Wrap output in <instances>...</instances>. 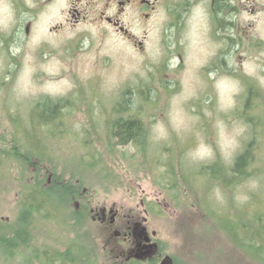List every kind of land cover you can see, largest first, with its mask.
Listing matches in <instances>:
<instances>
[{
  "label": "rangeland",
  "instance_id": "rangeland-1",
  "mask_svg": "<svg viewBox=\"0 0 264 264\" xmlns=\"http://www.w3.org/2000/svg\"><path fill=\"white\" fill-rule=\"evenodd\" d=\"M98 1L0 0V136L6 137H0V222L9 220L0 232V264H126L113 229L97 216L104 206L120 212L122 226L143 219L156 231L163 255L131 264H161L167 255L174 264H264L255 252L242 250L220 220L241 208L248 216L264 208V0H242L249 4L238 12L241 37L233 40L229 32L227 44L220 43L200 5L176 31L183 48L169 45L167 33L161 44V14L146 21L131 13L125 22L145 41L143 52L93 21L102 4ZM73 5L87 17L80 24L72 22ZM179 50L184 63L176 69ZM223 58L220 72L215 66ZM48 99L61 101L64 114L50 126L38 122L41 128L31 131L38 103ZM135 113L147 130L151 146L146 150L144 145L117 146L111 135L113 121ZM233 126L245 129L239 148L229 164L219 154L214 163L223 170L232 167L253 142L256 170L227 187L203 173V166L213 162L196 153L201 143L215 144L219 127L228 134ZM19 128L37 138L30 135L24 143L49 151L33 157L45 178L63 175L75 190L72 186L68 194L55 196L49 205L54 212L31 214L35 255L29 254V242L28 248H14L18 236L5 239L21 213L19 192L33 177L28 173L22 179L21 165L4 152L11 150L14 134L24 135ZM252 180L259 182L255 189L249 188ZM215 186L226 194L223 205L211 198ZM237 191L249 196L246 203L233 201ZM45 248L71 255L50 259Z\"/></svg>",
  "mask_w": 264,
  "mask_h": 264
},
{
  "label": "flooded vegetation",
  "instance_id": "flooded-vegetation-1",
  "mask_svg": "<svg viewBox=\"0 0 264 264\" xmlns=\"http://www.w3.org/2000/svg\"><path fill=\"white\" fill-rule=\"evenodd\" d=\"M92 1L94 2V0H87L86 3L90 4L92 3ZM51 2H53V0H47L46 3L50 4ZM97 3L102 4H100L101 7L99 9V15L95 16L93 21L98 23L100 27L104 28V32L107 33L108 30H112L115 33L121 35L125 42H127L131 46H134L135 48H138L140 52L145 51L147 45L145 41L139 40L137 38L130 24L125 22V18L131 13L139 15L146 21L152 20L158 13L161 14V18L164 19L162 25L163 32H160L162 33L160 36L161 44H165L164 33H167L169 45H173L171 43H175L178 47L183 48L182 46L184 45V42L181 40L182 38L180 37V35L179 37L181 39L176 37V31L182 30V25H186L187 20L190 19V16H192L195 12L197 5H200L202 14H205V16H207L206 19L209 21V23H211L212 25V23L214 22L215 31L220 38V43L227 44L229 39V32L232 33L231 37L233 38V40L241 37V35L239 34V27L241 25V22L237 21L238 12L241 10H245L247 8L246 6L249 4L245 3L242 0H99ZM70 12L73 16L72 22L74 24H80L84 19L87 18L83 15V11L77 5L71 6ZM235 12H237L236 16ZM233 15L234 18L232 17ZM31 27L32 21L27 22L25 30L27 34L30 33ZM235 29L237 30L235 31ZM235 42H237L238 44V41ZM77 52L78 51H76L74 54H77ZM221 52L224 56H226L225 53L227 54V50L223 49L221 50ZM175 57L176 60L174 61L176 62L175 67L177 69L184 63L182 50H179V53ZM222 61L223 62H221V64H217L215 66V69L220 72L224 70V58ZM63 114L64 113L62 112L56 114L48 113L44 114L43 116L47 119H52L53 117L59 118V116ZM35 115L40 116L42 114L35 113ZM50 179L51 178L49 176V182ZM77 206L80 207V203H77ZM91 212H94V208H91ZM97 216L102 225H104L109 230L113 229L112 234L117 239V241L114 242L115 247L120 250L121 253L119 256H121L126 264L147 263L151 261L154 262L163 255L161 252L160 244L155 236L156 231H150L149 227L146 225V220H126L122 226L120 224V212L112 206H104L100 208ZM3 223H9V220L4 221V218H2L0 222V232H2L5 228ZM11 228L12 229L10 230V237H7L5 239H10L15 236L14 230L16 228L14 226ZM32 229H35V226H28L25 228L24 238L22 237V235H18V239L20 238V242L18 241L14 248H24V246H27L28 248L29 245V248L31 250L29 254L35 255L36 246L32 245V241H35L36 235L34 234ZM26 234L29 235L27 240L29 242L28 245L24 244V241H22L27 238ZM21 241L23 243H21ZM154 243L158 244L157 252L151 256L140 258V255L146 254L151 250V247ZM44 251V255L50 256V259L52 258L51 256H54V254L52 252L50 253L47 248H45ZM173 262L175 263V261Z\"/></svg>",
  "mask_w": 264,
  "mask_h": 264
},
{
  "label": "trees",
  "instance_id": "trees-1",
  "mask_svg": "<svg viewBox=\"0 0 264 264\" xmlns=\"http://www.w3.org/2000/svg\"><path fill=\"white\" fill-rule=\"evenodd\" d=\"M53 103L54 101L50 99L38 103L37 110L35 109L34 113H39L42 115L38 116V119H32L31 124L33 126L30 129L31 131L33 129L37 130V128H41L37 126L38 122L41 123V121H44L50 126V124H52V122L57 119L54 117L52 119H47L43 116L44 114L48 113L56 114L62 112L63 109H60V106H62V102L60 101L56 102L55 104ZM124 111H127V109H124L123 111L119 109V112ZM142 121L143 120H141L136 113L133 115L130 114L127 117L124 114L120 115V118H118V120L113 121V129L110 128V131L112 132L111 135H113V138L115 139V144H117V146L134 144L137 147L140 145H144L145 150L148 146H151L146 134L147 130L145 129ZM48 128L50 129V127ZM19 130L23 131L24 135L20 136L14 134L15 136H12V139L10 140V143L12 145V147L10 145L11 150H5L4 152L7 151V153L11 154L10 156L14 158L13 161L16 160L21 165L22 179H26L28 173L33 174V177L30 180H27V182L24 184V189L19 192L21 213L19 217L10 225L17 228L14 230L16 237L19 235V232H22L24 234L26 228L25 226L30 225L28 223H31L30 218L31 214L34 211H36L40 215L44 213L49 214L50 210L54 212L55 209H52L54 207L49 208V205L51 204V202L55 201V196L61 198L60 194H68L69 187L73 186V183H71L70 181H62L61 177L63 175H53L51 182H47L48 178H45L46 175H43L44 170L42 168H39V163H37V161L33 159V157L42 156V154L45 153L49 154V151H47V149L45 148L42 151L39 150L41 148L37 149V144L35 143L31 145L24 143L23 138L27 139L29 138L28 136L33 135V133H29L28 135L25 134V131L27 130L22 128H19ZM143 136L144 140L141 141ZM0 137L6 140V137ZM32 138H36V136L33 135ZM252 143L253 142L247 143L245 148L236 156L233 166L226 168V171L220 169V166L216 165L213 162L206 167H204L205 165L203 166L204 170H206L203 173L209 174L213 180L217 179L221 184L226 185L227 187H231L235 183H239L241 182V180L249 178L251 170H256L255 160L257 158V154L255 153L252 155V148L254 147L252 146ZM31 164L34 166H38L34 168V170L30 171L28 168ZM38 169L43 173H38ZM72 188L74 190V186ZM242 210L244 211V208L239 209V212L237 213L230 214L225 218H221V224H223V228L228 231V233L232 236L233 241H235L236 244L240 248H242V250L247 251L248 253L252 251L255 252L256 256H259L261 262H264V208L260 209L261 211L253 216H248L245 212H242ZM3 224L4 226L9 225V223ZM22 241H24V243L26 242L25 244L27 245L28 241ZM73 245L77 246V243ZM69 253L71 255V252L68 251H63L59 254L65 257L68 256ZM58 255L55 254L52 257L56 258L58 257ZM51 262L53 263L52 260Z\"/></svg>",
  "mask_w": 264,
  "mask_h": 264
},
{
  "label": "clouds",
  "instance_id": "clouds-1",
  "mask_svg": "<svg viewBox=\"0 0 264 264\" xmlns=\"http://www.w3.org/2000/svg\"><path fill=\"white\" fill-rule=\"evenodd\" d=\"M217 123L218 125L222 124L221 121H218ZM244 131L245 129L243 126H233L230 133L226 134L224 128L219 127L216 133L215 144L201 143L196 153V157L202 161L206 160L208 162H214L217 154H219L220 159L224 161L226 165L229 164L239 148V138ZM258 183L259 182L255 180L250 181L249 188H257ZM211 198L219 205L226 203V194L220 186L213 187ZM232 199L237 204H243L248 201L249 196L237 191L233 193Z\"/></svg>",
  "mask_w": 264,
  "mask_h": 264
},
{
  "label": "water",
  "instance_id": "water-1",
  "mask_svg": "<svg viewBox=\"0 0 264 264\" xmlns=\"http://www.w3.org/2000/svg\"><path fill=\"white\" fill-rule=\"evenodd\" d=\"M157 248H158V244L157 243H154L151 247V250L146 253V254H142L140 255V258H144L146 256H151L153 254H155L157 252ZM161 264H174L173 262V258L170 256V255H167L163 261L161 262Z\"/></svg>",
  "mask_w": 264,
  "mask_h": 264
}]
</instances>
